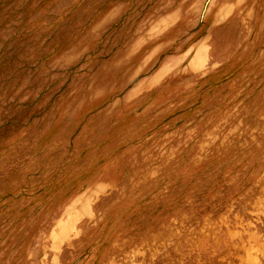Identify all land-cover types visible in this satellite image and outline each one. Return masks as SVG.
<instances>
[{"label":"rangeland","instance_id":"rangeland-1","mask_svg":"<svg viewBox=\"0 0 264 264\" xmlns=\"http://www.w3.org/2000/svg\"><path fill=\"white\" fill-rule=\"evenodd\" d=\"M0 264H264V0H0Z\"/></svg>","mask_w":264,"mask_h":264}]
</instances>
